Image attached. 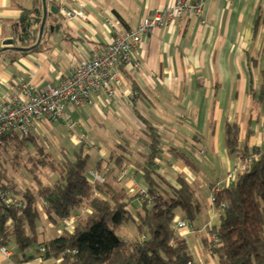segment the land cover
<instances>
[{"label":"crops","instance_id":"1","mask_svg":"<svg viewBox=\"0 0 264 264\" xmlns=\"http://www.w3.org/2000/svg\"><path fill=\"white\" fill-rule=\"evenodd\" d=\"M46 1L41 49L0 54V102L25 82L37 89L57 84L77 62L100 52L112 40L114 21L134 29L144 17L175 0H80L85 19L67 18L60 11L54 14L49 10L52 0ZM65 2L71 4V0ZM38 6V0H0V48L13 37L14 27L21 26L23 16L34 26L31 16L37 14ZM201 18L191 15L185 25L174 19L144 35L135 47L138 69L126 65L113 69L120 78L115 97L107 100L94 93L78 106L67 103L64 120L41 118L31 126L30 134L45 137L46 131L57 130L61 124L83 125L85 136L75 140L93 151L88 153L92 165L85 174L96 170L106 182L126 187L132 196L128 208L136 219L141 206L138 191L146 189L141 165L142 155L149 151V138L138 115L145 117L158 130L156 171L173 186L178 187L176 176L183 175L196 188L198 217L190 228L179 230L194 264H219L205 244L209 231L219 224L210 196L216 184L222 187L228 179L234 180L247 165L239 153L228 152L225 123H237L241 150L264 151V97L256 98L260 90L264 93V0H231L230 5L225 0H207ZM88 134L112 138L103 146L89 145L83 142ZM173 148L184 152L196 169L175 156ZM121 155L125 157L122 166L114 158ZM122 170L125 174L120 177ZM38 203L39 199L37 208ZM83 208L75 209L72 216ZM39 214L43 216L37 225L39 242L62 232V219L50 220L43 209ZM176 218H182L179 209ZM136 236L135 231L134 237L123 238ZM5 247L11 254L0 253V264H60V258L44 259L34 250L27 253L30 258L18 261L12 257L15 243Z\"/></svg>","mask_w":264,"mask_h":264},{"label":"trees","instance_id":"2","mask_svg":"<svg viewBox=\"0 0 264 264\" xmlns=\"http://www.w3.org/2000/svg\"><path fill=\"white\" fill-rule=\"evenodd\" d=\"M52 2L56 4V0ZM38 5L37 14L31 16L35 19L34 26L23 16L21 26L14 27L12 38L16 46L30 47L36 43L42 18L41 0H38ZM45 28L46 25L44 31ZM41 47L40 41L29 50L18 53L40 50ZM5 52L17 51L0 50V54ZM262 97L264 93L260 90L256 98L260 100ZM138 116L148 132L149 151L142 155L141 165L148 199L141 202L136 219L128 208L132 196L126 187L114 186L106 180L92 184L88 179L85 174L88 153L75 151L72 157H65L55 166L51 161L46 162L49 154L38 146L42 157L38 163L48 164L56 173L51 184L43 183L34 175L35 188L26 186L17 193L16 184L9 181L0 161V187L10 189L13 195L18 194L15 196L23 202L20 208H7L0 203V247L15 243L17 251L12 257L23 261L31 257L25 250L35 246L34 254L44 259L58 257L60 264H186L191 260L187 242L174 223L177 209L189 223L197 219L200 207L196 201V188L183 175L176 176L178 187L173 186L156 171L158 130L145 117ZM238 137L237 123L227 121L224 142L228 152L239 153L245 159L250 155L253 157L237 172L231 183L220 188L212 203L219 212V224L211 229L217 235L213 254L219 264H264V151L241 150ZM0 139L1 144L13 142L17 152L31 141L30 136L17 133L2 135ZM172 152L196 169L184 152L175 148ZM114 158L115 163L123 165V155ZM38 199L43 200L44 212L54 221L70 216L82 205L89 210L79 215L71 229H63L59 235L39 242L36 224ZM128 220L136 225L137 236L133 240L116 232Z\"/></svg>","mask_w":264,"mask_h":264},{"label":"built area","instance_id":"3","mask_svg":"<svg viewBox=\"0 0 264 264\" xmlns=\"http://www.w3.org/2000/svg\"><path fill=\"white\" fill-rule=\"evenodd\" d=\"M59 11L67 18L78 17L85 19L83 11L84 3L80 0H71L66 5L65 0H56ZM207 0H175L173 4L165 8L154 10L150 16L144 17L136 28H122L118 20L113 22L114 32L112 40L98 53H94L88 59L77 62L57 84H47L42 89H37L29 83H22L19 90L11 93L5 101L0 102V138L5 134L28 135L31 126L41 118L48 120L65 119V104L80 105L89 94H102L107 100L115 97L116 85L120 78L113 69L119 65H126L130 70L138 69L139 62L135 58V47L141 43L142 37L154 31L156 28L170 24L177 19L180 24L185 25L191 15L201 18L203 6ZM230 5L231 0H225ZM201 21L204 20L201 18ZM253 156L246 159V163ZM125 174L122 170L120 176ZM95 183L104 182V177L96 170H89L86 175ZM228 179L227 183H231ZM220 184L213 187L210 196L214 203L216 194L220 190ZM132 191V190H131ZM133 192V191H132ZM131 194V193H130ZM141 200H147L146 189L139 190ZM0 203L7 208H20L23 202L13 195L9 189L0 187ZM221 206H224L222 203ZM76 217L70 215L63 218L64 229L72 226ZM175 228L179 230L188 229L190 223L184 218H176ZM206 249L209 254L214 253L217 246L216 233L209 231L206 236ZM44 250L43 247H40ZM0 253L10 256L11 251L5 246L0 247ZM186 264H194L191 259Z\"/></svg>","mask_w":264,"mask_h":264},{"label":"rangeland","instance_id":"4","mask_svg":"<svg viewBox=\"0 0 264 264\" xmlns=\"http://www.w3.org/2000/svg\"><path fill=\"white\" fill-rule=\"evenodd\" d=\"M71 119L75 120V118H71ZM54 121L59 123L62 121V119H58ZM79 123H81V121ZM86 131L87 130L84 129L83 125L79 126L78 124H73L69 128L68 124H61L57 130L46 131L45 137H40L39 135L33 136L32 134L29 133L27 136L31 137V141H29L26 148L24 146V148L19 152H17L16 150L17 148L13 142H12L13 144L0 143V161H2L1 164L3 163L5 166L6 174L9 181L16 184L15 185L16 192L18 193V190L20 191L22 188H25L26 186L35 188L36 184L33 179L34 175L38 176L41 179V181L45 184H51L53 183V181H55L56 173L52 171V169L48 166V164L43 166L40 163H38L39 160L42 159L40 152H38L37 150L38 146H40V148L44 152H47L49 154L48 156H46L49 159V161L46 160V162L49 163L51 161L55 166H57L59 162L65 157L67 158L72 157L75 151H82L83 153H89L90 155H92L93 152L92 150L83 147L82 143L75 140L76 136L79 137L80 135L85 136ZM21 136L25 137L26 135H21ZM111 138L112 135L108 137L105 134H100L99 136L93 137L90 136V134H88L87 137H84L83 142L88 143L89 145L100 144L101 146H103L107 144ZM91 165H92V161H89L88 159L86 163V168H88ZM15 195L18 196V194ZM41 200L42 199H39V203H38L39 212L42 211L44 205V203L42 205ZM142 201L144 200H141V202ZM88 210L89 209L87 207L83 208L82 212H79L77 214L76 219L79 217V215L83 213H87ZM42 219L43 216L39 214L36 223L39 227H40V223L42 222ZM68 228L70 229L71 227ZM135 231H136V225L132 220L125 221L121 226H119L116 229L117 234L121 237L123 236L134 237ZM10 245H11L10 247L13 246L12 244ZM34 248L35 246H32L31 248L25 250V252H30L34 250Z\"/></svg>","mask_w":264,"mask_h":264},{"label":"water","instance_id":"5","mask_svg":"<svg viewBox=\"0 0 264 264\" xmlns=\"http://www.w3.org/2000/svg\"><path fill=\"white\" fill-rule=\"evenodd\" d=\"M41 3H42V18H41L40 25H39L38 38H37V41H36V43L34 45L38 44L40 42V40H41L43 29H44V25L46 23V18H47V12H48L47 1L46 0H41ZM49 10H51L54 14H57L59 12V6L57 5V3L53 4V5H51L49 7ZM33 46H30V47L16 46V45H14V39L13 38H8V39H6L4 41V45L0 48V50H21V51H27Z\"/></svg>","mask_w":264,"mask_h":264}]
</instances>
